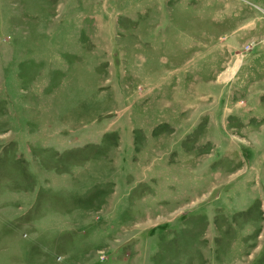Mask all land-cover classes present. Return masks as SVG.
<instances>
[{
  "label": "rangeland",
  "instance_id": "rangeland-1",
  "mask_svg": "<svg viewBox=\"0 0 264 264\" xmlns=\"http://www.w3.org/2000/svg\"><path fill=\"white\" fill-rule=\"evenodd\" d=\"M0 264H264V0H0Z\"/></svg>",
  "mask_w": 264,
  "mask_h": 264
}]
</instances>
